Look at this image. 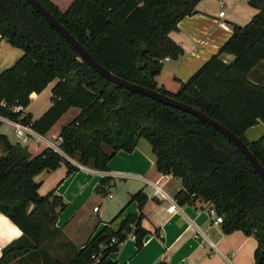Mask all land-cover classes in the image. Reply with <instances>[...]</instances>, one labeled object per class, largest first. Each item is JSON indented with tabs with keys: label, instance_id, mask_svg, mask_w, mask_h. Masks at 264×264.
I'll list each match as a JSON object with an SVG mask.
<instances>
[{
	"label": "trees",
	"instance_id": "trees-1",
	"mask_svg": "<svg viewBox=\"0 0 264 264\" xmlns=\"http://www.w3.org/2000/svg\"><path fill=\"white\" fill-rule=\"evenodd\" d=\"M39 1L111 72L218 120L264 166V133L255 141L246 136L250 127L264 123V76L253 78L264 61V0H249L258 12L245 25H235L228 40L191 77L185 81L173 77L164 85L156 79L163 60L184 53L170 33L197 11L202 0H74L66 10L52 0ZM0 33L24 50L0 74L3 116L31 124L45 135L70 108L80 110L61 128V151L46 147L32 156L28 146L13 143L0 131V212L22 230L20 238L2 248L0 264H121L109 256L120 250L130 233L141 249L150 233L143 226L149 200L144 189L131 194L128 202L136 201L139 213L128 214L117 229L103 227L78 248L57 226L66 202L55 189L41 194L35 176L62 163L70 175L79 169L69 159L76 156L82 164L108 170L118 151H134L143 138L151 145L157 170L181 179L178 203L197 199L211 203L224 216L225 233L241 230L256 237L255 262L264 264V180L226 136L193 114L102 76L26 0H0ZM55 80L52 105L33 120L25 111L32 94ZM111 181L106 176L99 190L105 192ZM155 233L162 238L159 230Z\"/></svg>",
	"mask_w": 264,
	"mask_h": 264
},
{
	"label": "crops",
	"instance_id": "crops-1",
	"mask_svg": "<svg viewBox=\"0 0 264 264\" xmlns=\"http://www.w3.org/2000/svg\"><path fill=\"white\" fill-rule=\"evenodd\" d=\"M196 10L181 20L178 29L170 33L184 48V53L178 58L165 57L163 65L165 62L169 63L168 74L162 81L158 80L159 85L169 83L173 77L181 81L187 80L228 40L235 25H245L258 12L257 8L249 4V0H202ZM221 11H224L222 16ZM23 54V49L13 46L0 33V74L12 67ZM226 58L229 59L230 56ZM161 74L162 71L158 76ZM56 82L57 80L51 82L39 94H32L26 112H31L32 102L39 100L44 91H51L50 99L42 103L37 111L38 115L31 112L33 120L42 116L52 105V89ZM79 112L78 108H70L49 132L40 135L47 142H59L61 128ZM10 121V118L0 120L2 133V123L6 122L13 127ZM258 125L247 130L249 141L254 140L250 138V131H254L252 129ZM6 135L13 143L21 142L28 146L32 156L48 147L45 141L36 144L34 136L19 140L16 134L17 139ZM2 154L3 146L0 144V156ZM69 159L79 166L78 170L67 175V166L62 163L54 171H43L36 175L35 180L41 183V194L55 189L56 194L66 202V207L59 212L57 226L63 230L65 239L73 242L78 248H82L103 227L117 229L128 214L139 213L138 203L128 202L131 194L144 189L149 200L144 207L143 226L150 230V233L145 236L141 249H137L134 234L130 233L120 250L111 253L109 259L121 264H155L161 260L168 264H256V237L246 235L241 230L225 233L222 224H213V217L209 213L212 204L209 202L197 199L184 205L179 204L176 195L183 188L181 179L171 173H161L157 170L151 145L142 142V139L134 151H118L109 161L108 170L105 171L95 168L92 163L82 164L79 156ZM106 176H110L112 181L103 192L98 186ZM157 182L173 201L162 199L155 193L153 184ZM111 189L115 192H111ZM103 194L115 200L113 204L102 209L97 202ZM174 202L179 208L169 212L168 208ZM97 206L98 210H95ZM123 208V215L111 223ZM156 229L162 238L156 235ZM21 235L22 230L0 212V255L2 248Z\"/></svg>",
	"mask_w": 264,
	"mask_h": 264
},
{
	"label": "water",
	"instance_id": "water-1",
	"mask_svg": "<svg viewBox=\"0 0 264 264\" xmlns=\"http://www.w3.org/2000/svg\"><path fill=\"white\" fill-rule=\"evenodd\" d=\"M32 7L41 14L47 22L55 28L82 56V58L88 62L97 72L102 76L110 80L116 85L125 87L134 92L140 93L142 95L148 96L160 103L170 105L172 107L178 108L190 114H193L203 120L204 122L210 124L219 132H221L226 138L231 141L251 162L257 172L261 175L264 180V166L252 152L250 147L232 130L227 128L218 120L212 118L206 113L200 111L198 108L187 104L185 102L179 101L176 98L164 94L158 90L148 88L146 86L130 82L124 78H121L103 66L99 61H97L93 55L79 42V40L39 1V0H26Z\"/></svg>",
	"mask_w": 264,
	"mask_h": 264
},
{
	"label": "rangeland",
	"instance_id": "rangeland-1",
	"mask_svg": "<svg viewBox=\"0 0 264 264\" xmlns=\"http://www.w3.org/2000/svg\"><path fill=\"white\" fill-rule=\"evenodd\" d=\"M55 4H57L62 10H66L70 5H71V3L74 1V0H52ZM226 8H224V10H225ZM224 58L225 59H227L228 60V58H226V55L224 56ZM168 67H169V63L168 62H165L164 63V65H163V68H162V74L160 75V76H158L156 79H157V81L159 80V81H162V79H164V77H167V74H168ZM254 73V75H253V78L254 79H260V78H263L262 76H264V61H262L256 68H255V70L253 71ZM51 91H50V89H47L46 91H44V93H43V95L41 96V98L39 99V100H37V101H33L32 102V105H31V112L33 113V114H36V115H38L37 113V111L39 110V108L41 107V105H42V103L44 102V101H47V100H49L50 99V95H51V93H50ZM30 112V113H31ZM31 113V114H32ZM33 114H32V116H33ZM259 125H258V127L256 126V127H254V129H252V130H254V131H250V138H252V139H254V140H257L258 138H260L262 135H263V133H264V123L263 122H260V123H258ZM262 130H261V129ZM1 130L4 132V133H6V134H8V135H10L12 138H14V139H17L16 137H15V132H14V128L11 126V125H9L8 123H2V125H1ZM251 132L253 133L252 135H251ZM51 135H52V132L51 133H49V137H51ZM249 139V138H248ZM250 140V139H249ZM253 140V141H254ZM142 142H146L147 144H148V141L147 140H145L144 138L142 139ZM1 145H2V143H0ZM3 146V145H2ZM111 192H115V190L114 189H111L110 190ZM100 201H98L97 203H98V205L103 209V208H105V207H108L109 205H111V204H113V202H114V198L113 199H109L108 197H107V194L106 195H100ZM98 207V206H97ZM56 243V242H55Z\"/></svg>",
	"mask_w": 264,
	"mask_h": 264
},
{
	"label": "built area",
	"instance_id": "built-area-1",
	"mask_svg": "<svg viewBox=\"0 0 264 264\" xmlns=\"http://www.w3.org/2000/svg\"><path fill=\"white\" fill-rule=\"evenodd\" d=\"M220 15H224V11H221L220 12ZM168 59V58H167ZM19 108H16V110H18ZM0 120H7V117L3 116L1 113H0ZM14 127V130H15V134L17 136V138L19 140H27L29 138V136H34L36 138L35 140V143L38 144L40 142H43L45 141L47 144H48V147H52L54 148L55 150L57 151H61L60 148H59V144L61 142V138H59V142H47L46 140H44L42 138V136L36 132L32 125L31 124H27V123H24L20 120H12L10 121ZM154 188H155V193L158 194L162 199H166V200H174L173 198H171V196L163 189V186L161 184H159L158 182L157 183H154L153 184ZM195 194H193L194 196ZM109 196L111 197L112 194H109ZM179 207L178 205L174 202L169 208H168V211L169 212H173L174 210H177ZM95 210H98V207H95L94 208ZM209 213L211 214V216L213 217V224H222L223 222V219H224V216L219 214L217 212V210L215 209L214 206H211L209 208ZM113 242L116 241V238H113L112 240Z\"/></svg>",
	"mask_w": 264,
	"mask_h": 264
}]
</instances>
